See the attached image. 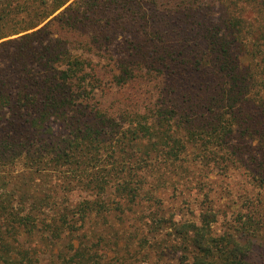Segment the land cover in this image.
Returning <instances> with one entry per match:
<instances>
[{
  "label": "trees",
  "instance_id": "1",
  "mask_svg": "<svg viewBox=\"0 0 264 264\" xmlns=\"http://www.w3.org/2000/svg\"><path fill=\"white\" fill-rule=\"evenodd\" d=\"M264 264V0H0V264Z\"/></svg>",
  "mask_w": 264,
  "mask_h": 264
},
{
  "label": "rangeland",
  "instance_id": "2",
  "mask_svg": "<svg viewBox=\"0 0 264 264\" xmlns=\"http://www.w3.org/2000/svg\"><path fill=\"white\" fill-rule=\"evenodd\" d=\"M141 264H154V263H152V262H147V261H144V262H142Z\"/></svg>",
  "mask_w": 264,
  "mask_h": 264
}]
</instances>
